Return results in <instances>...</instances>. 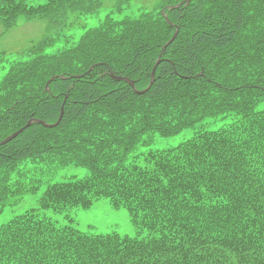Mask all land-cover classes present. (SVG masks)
<instances>
[{
  "label": "trees",
  "instance_id": "trees-1",
  "mask_svg": "<svg viewBox=\"0 0 264 264\" xmlns=\"http://www.w3.org/2000/svg\"><path fill=\"white\" fill-rule=\"evenodd\" d=\"M101 5L0 0V19L9 28L21 16L61 20ZM167 14L174 25L161 12L106 14L57 53L43 41L30 59L10 65L0 81V141L29 118L56 122L65 105L56 127L36 123L0 145V213L61 166H87L90 174L49 183L39 209L1 225L0 264H264V0H192ZM177 25L147 93L107 73L145 88ZM55 74L63 77L48 92ZM207 118L223 124L208 130ZM186 128L194 137L177 147L131 155L147 134ZM101 197L128 208L147 233L74 227L71 211ZM47 210L63 211V220Z\"/></svg>",
  "mask_w": 264,
  "mask_h": 264
},
{
  "label": "rangeland",
  "instance_id": "rangeland-1",
  "mask_svg": "<svg viewBox=\"0 0 264 264\" xmlns=\"http://www.w3.org/2000/svg\"><path fill=\"white\" fill-rule=\"evenodd\" d=\"M43 0H33V3ZM102 5L94 12L87 14H71L68 18L59 23L52 24L46 17L36 16L30 19L19 17V21L11 28L5 29L0 22V81L3 80L10 64L16 61L30 59L28 51L42 38L53 40L48 47L51 53L57 52L62 45L69 41H76L89 28L99 25L106 14L119 7L115 15L136 14L141 9L153 10L159 8L164 0H102ZM135 16V15H132ZM46 34V35H45ZM264 107V102L259 104ZM222 126V121L210 123L208 130H217ZM194 129L186 128L172 136H161L159 133L147 134L133 150L132 154L145 153L150 150L170 148L178 145L189 138ZM90 170L85 166L68 164L50 172L41 181L40 188L36 193H26L23 198L13 206H7L0 214V225L8 222L15 215L24 212L26 209L39 206L40 196L49 183L58 181L76 180L88 175ZM47 213L54 218L61 220L62 214ZM76 226L81 230H89L94 233L118 232L122 235L136 236L139 229L131 221L127 208H116L109 198L96 200L89 208L74 210Z\"/></svg>",
  "mask_w": 264,
  "mask_h": 264
},
{
  "label": "water",
  "instance_id": "water-1",
  "mask_svg": "<svg viewBox=\"0 0 264 264\" xmlns=\"http://www.w3.org/2000/svg\"><path fill=\"white\" fill-rule=\"evenodd\" d=\"M158 62H159V61H158ZM156 67H157V65L154 67V70H153V72H152V77H153V78H154V75H155ZM125 79H127V78H125ZM127 80H128V79H127ZM128 81H130V82L133 84V81H131V80H128ZM22 130H23V128H21L19 131L15 132V133L12 134L11 136H9L7 139L3 140V141L1 142V144H4V143H6L7 141L11 140V139L14 138L16 135H18Z\"/></svg>",
  "mask_w": 264,
  "mask_h": 264
},
{
  "label": "bare ground",
  "instance_id": "bare-ground-1",
  "mask_svg": "<svg viewBox=\"0 0 264 264\" xmlns=\"http://www.w3.org/2000/svg\"><path fill=\"white\" fill-rule=\"evenodd\" d=\"M18 135H16L14 138H16ZM14 138H12V140L14 139Z\"/></svg>",
  "mask_w": 264,
  "mask_h": 264
}]
</instances>
